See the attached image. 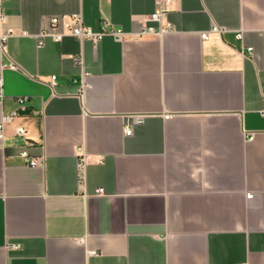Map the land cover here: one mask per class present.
<instances>
[{"label":"crops","instance_id":"1","mask_svg":"<svg viewBox=\"0 0 264 264\" xmlns=\"http://www.w3.org/2000/svg\"><path fill=\"white\" fill-rule=\"evenodd\" d=\"M154 11L155 0H0V33L75 15L124 33L7 40L0 120L18 98L29 113L4 125L0 264H264V0H171L172 31L138 37L159 26ZM127 116L142 118L129 136Z\"/></svg>","mask_w":264,"mask_h":264},{"label":"built area","instance_id":"2","mask_svg":"<svg viewBox=\"0 0 264 264\" xmlns=\"http://www.w3.org/2000/svg\"><path fill=\"white\" fill-rule=\"evenodd\" d=\"M171 0H155V11L150 16V19L153 22H157L159 26L157 28H143V30L138 34V37H142L144 35H156L161 36L166 33H170L172 31L171 26L169 24L161 25L163 19L167 13V7L169 6ZM5 21V17L0 12V23ZM224 31V28L213 26L209 32L220 34ZM204 32L200 35L201 39H207L208 33ZM105 35L112 36L116 39H122L124 33L121 30H116L114 28L103 29L100 32H93L90 28L83 25L81 18L78 15L72 16L70 21H64L63 17H52L49 20L47 26L42 27L37 34L31 35L25 31H17L15 29L8 28L4 32L0 33V58L3 55H6V43L9 38L13 37H30L35 40L36 47L41 48L44 44L45 39H51L54 42H60L64 37H72L78 41L88 40L92 43H97L100 38ZM236 39H241L242 34L238 32L235 35ZM247 56L252 55V48L246 49ZM79 64V61H76ZM1 69H11L15 70V67L10 65L7 66L2 64L0 68V106L2 105L4 98V90H3V79L1 74ZM55 85V77L50 78V86L53 87ZM26 98H18L16 100L17 107L13 110L9 115L3 116L0 120V148L2 147V143L4 141V125L6 123L12 122L20 112L26 111ZM142 122V118L136 116H127L126 121L123 127V133L125 136H129L132 133V128L134 125H138ZM26 134L25 129L20 127L16 130V135L19 137H24ZM252 139V136L249 137ZM19 157L24 161L25 165L29 168H35L38 166V162L31 158L26 150H21L19 152ZM77 166L79 168L80 177H83L84 168L87 163V157L83 154L78 155L77 157ZM97 194H103V190H98ZM16 249V247H14ZM94 253V252H93Z\"/></svg>","mask_w":264,"mask_h":264},{"label":"water","instance_id":"3","mask_svg":"<svg viewBox=\"0 0 264 264\" xmlns=\"http://www.w3.org/2000/svg\"><path fill=\"white\" fill-rule=\"evenodd\" d=\"M29 113V111H24V112H20V115L21 114H28Z\"/></svg>","mask_w":264,"mask_h":264}]
</instances>
